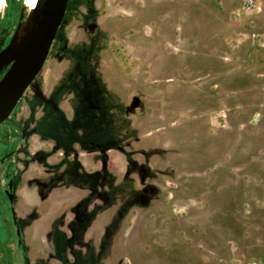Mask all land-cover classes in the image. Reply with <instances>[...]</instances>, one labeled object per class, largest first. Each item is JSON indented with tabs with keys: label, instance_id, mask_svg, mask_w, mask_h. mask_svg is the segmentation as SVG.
<instances>
[{
	"label": "rangeland",
	"instance_id": "obj_1",
	"mask_svg": "<svg viewBox=\"0 0 264 264\" xmlns=\"http://www.w3.org/2000/svg\"><path fill=\"white\" fill-rule=\"evenodd\" d=\"M22 186L57 229L17 263L264 264V0H68L0 124V264Z\"/></svg>",
	"mask_w": 264,
	"mask_h": 264
},
{
	"label": "water",
	"instance_id": "obj_2",
	"mask_svg": "<svg viewBox=\"0 0 264 264\" xmlns=\"http://www.w3.org/2000/svg\"><path fill=\"white\" fill-rule=\"evenodd\" d=\"M68 0H44L37 13V23L25 44L12 56L8 45L0 51V124L12 113L26 89L41 71L60 27ZM5 194L12 200V180ZM17 234H19L17 232Z\"/></svg>",
	"mask_w": 264,
	"mask_h": 264
},
{
	"label": "crops",
	"instance_id": "obj_3",
	"mask_svg": "<svg viewBox=\"0 0 264 264\" xmlns=\"http://www.w3.org/2000/svg\"><path fill=\"white\" fill-rule=\"evenodd\" d=\"M18 182H20V180L17 179L12 180V189L14 190V197L12 198L11 201L8 200L10 203L11 202L14 203L13 199L16 197L15 190L17 188ZM30 188L32 187L22 186L20 188L18 193L20 197V201L19 203L14 204V207L11 208V213H10L11 215H9L8 222L10 224L12 223V226L15 229L17 228L19 229V231L17 229V232L19 234L22 233L20 241L16 242L15 249L11 250V247H13L14 243H9V241L6 242L7 244L6 248L7 250H9L8 251L9 264H22L21 261H19L18 263L15 262L14 259L15 254H17L16 257L18 259H19L18 257L19 254V256L22 255L24 260H28L31 263L38 261L47 262L45 259L49 258V253H48L49 251L47 250V248H49V240H50L49 231L51 230V228L54 230L57 229V224L56 222L53 223L52 221L49 220L48 217L49 213L47 211H38L37 209H35L36 208L35 199H37V195L35 194L33 189ZM46 195H47L46 193L40 195V199L44 198V196ZM25 205L28 208H24ZM40 205H42V202H40L38 206ZM44 215L47 216L44 217ZM57 243H58L57 240L54 239L52 244L55 254H58L57 249L55 248L57 246ZM3 246L4 243L0 239L1 259H4L6 255Z\"/></svg>",
	"mask_w": 264,
	"mask_h": 264
},
{
	"label": "bare ground",
	"instance_id": "obj_4",
	"mask_svg": "<svg viewBox=\"0 0 264 264\" xmlns=\"http://www.w3.org/2000/svg\"><path fill=\"white\" fill-rule=\"evenodd\" d=\"M43 0H35V5H30L27 0H22V18L15 26L11 39L8 43L7 57L12 56L28 40L37 23V13ZM5 4H0V8Z\"/></svg>",
	"mask_w": 264,
	"mask_h": 264
},
{
	"label": "snow or ice",
	"instance_id": "obj_5",
	"mask_svg": "<svg viewBox=\"0 0 264 264\" xmlns=\"http://www.w3.org/2000/svg\"><path fill=\"white\" fill-rule=\"evenodd\" d=\"M4 0H0V4H3ZM27 3H29L30 5H35V0H27Z\"/></svg>",
	"mask_w": 264,
	"mask_h": 264
},
{
	"label": "trees",
	"instance_id": "obj_6",
	"mask_svg": "<svg viewBox=\"0 0 264 264\" xmlns=\"http://www.w3.org/2000/svg\"><path fill=\"white\" fill-rule=\"evenodd\" d=\"M0 77H1V75H0Z\"/></svg>",
	"mask_w": 264,
	"mask_h": 264
}]
</instances>
